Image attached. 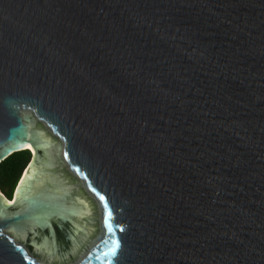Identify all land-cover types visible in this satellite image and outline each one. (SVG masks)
<instances>
[{
  "label": "water",
  "instance_id": "1",
  "mask_svg": "<svg viewBox=\"0 0 264 264\" xmlns=\"http://www.w3.org/2000/svg\"><path fill=\"white\" fill-rule=\"evenodd\" d=\"M0 264H264V0H0Z\"/></svg>",
  "mask_w": 264,
  "mask_h": 264
},
{
  "label": "trees",
  "instance_id": "2",
  "mask_svg": "<svg viewBox=\"0 0 264 264\" xmlns=\"http://www.w3.org/2000/svg\"><path fill=\"white\" fill-rule=\"evenodd\" d=\"M29 158V152L22 151L11 154L0 163V190L9 201H11L12 191Z\"/></svg>",
  "mask_w": 264,
  "mask_h": 264
}]
</instances>
